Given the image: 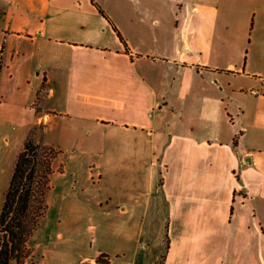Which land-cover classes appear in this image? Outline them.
Listing matches in <instances>:
<instances>
[{
  "label": "crops",
  "instance_id": "crops-1",
  "mask_svg": "<svg viewBox=\"0 0 264 264\" xmlns=\"http://www.w3.org/2000/svg\"><path fill=\"white\" fill-rule=\"evenodd\" d=\"M36 124V264H264V0H0V172Z\"/></svg>",
  "mask_w": 264,
  "mask_h": 264
},
{
  "label": "trees",
  "instance_id": "trees-1",
  "mask_svg": "<svg viewBox=\"0 0 264 264\" xmlns=\"http://www.w3.org/2000/svg\"><path fill=\"white\" fill-rule=\"evenodd\" d=\"M40 129L42 133V125ZM31 131L15 156L3 193L0 206V264H26L34 256L33 238L49 209L47 195L52 187L53 161L60 150L45 143L41 135L35 141ZM97 260L105 262L107 259L98 256Z\"/></svg>",
  "mask_w": 264,
  "mask_h": 264
},
{
  "label": "rangeland",
  "instance_id": "rangeland-1",
  "mask_svg": "<svg viewBox=\"0 0 264 264\" xmlns=\"http://www.w3.org/2000/svg\"><path fill=\"white\" fill-rule=\"evenodd\" d=\"M41 124L39 125H34L31 128V132L34 134L32 135L35 141H38L40 139V135H41ZM43 128V127H42ZM10 158H8L5 162H7L6 164H4V168L5 171L2 170L0 172V206H1V202L3 199V193L8 185V181H9V176H10V168L12 166V160H9ZM57 163V162H56ZM61 168V167H60ZM56 183V178L53 179V183L51 184H55ZM54 192H52V194L50 193L47 195V199L49 202V209L45 215V217L43 218V223L42 226L39 228V230L37 231V233L35 234L34 238H33V245L35 247V251H34V256L31 257L30 259H28L26 264H36L37 261L40 258L41 255V249H40V243H41V238L47 234L48 230H49V226L53 220L54 215L56 214L57 210H56V197L53 195Z\"/></svg>",
  "mask_w": 264,
  "mask_h": 264
}]
</instances>
